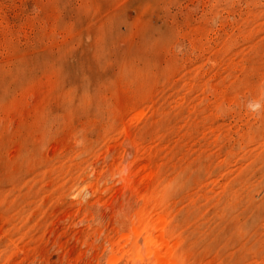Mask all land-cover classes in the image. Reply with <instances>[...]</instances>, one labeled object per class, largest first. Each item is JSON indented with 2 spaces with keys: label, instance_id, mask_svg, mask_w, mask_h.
Here are the masks:
<instances>
[{
  "label": "rangeland",
  "instance_id": "1",
  "mask_svg": "<svg viewBox=\"0 0 264 264\" xmlns=\"http://www.w3.org/2000/svg\"><path fill=\"white\" fill-rule=\"evenodd\" d=\"M157 259L264 264V0H0V264Z\"/></svg>",
  "mask_w": 264,
  "mask_h": 264
},
{
  "label": "bare ground",
  "instance_id": "2",
  "mask_svg": "<svg viewBox=\"0 0 264 264\" xmlns=\"http://www.w3.org/2000/svg\"><path fill=\"white\" fill-rule=\"evenodd\" d=\"M134 232V231H133ZM135 234V233H134ZM136 235V234H135ZM135 237V236H134ZM140 243V242H139ZM138 242L134 243V249L136 250H141V249H145V250H155L156 249V245L155 242L151 239L146 240L143 244H139ZM155 264H163L160 260H156ZM168 264V263H167Z\"/></svg>",
  "mask_w": 264,
  "mask_h": 264
}]
</instances>
